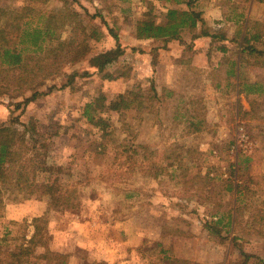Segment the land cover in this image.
Segmentation results:
<instances>
[{"label": "rangeland", "instance_id": "rangeland-1", "mask_svg": "<svg viewBox=\"0 0 264 264\" xmlns=\"http://www.w3.org/2000/svg\"><path fill=\"white\" fill-rule=\"evenodd\" d=\"M232 1L242 7L252 2ZM28 2L2 0V17L13 19ZM198 4L201 8L204 0ZM39 6L70 10L88 33L97 28L103 37L89 40L90 50L80 62L59 58L60 73L39 88L40 95L28 90L0 95V125L22 129L31 121L37 130L29 137L46 143L47 164L40 167L38 180L57 178L76 189L80 203L76 211L48 212L46 194H22L16 200L5 192L0 234L11 231L9 248L22 244L23 235L31 238L34 217L47 215L49 239L33 247L40 255L35 264H170L175 257L188 264H263L264 120L246 112L253 103L264 115V66L243 63L240 85L228 71L239 57L243 26L264 25V0L252 2L247 24H232L221 40L212 44L210 37H202L191 48L137 38V22L153 18L164 23L169 7H184L176 0H49ZM211 11L207 17L215 29L218 14ZM112 26L126 52L111 69L127 74L108 80L88 61L116 44ZM75 70L78 75L68 85L63 73ZM152 85L158 99L151 100ZM127 90L143 93L145 104L123 114L107 107L89 109L107 118L108 127L87 120V104ZM178 154L189 167L185 180L169 166ZM197 172L208 173L209 186L220 174L250 188L248 210L235 233L218 236L203 226L214 205L188 182ZM173 227L186 234H171Z\"/></svg>", "mask_w": 264, "mask_h": 264}, {"label": "trees", "instance_id": "trees-1", "mask_svg": "<svg viewBox=\"0 0 264 264\" xmlns=\"http://www.w3.org/2000/svg\"><path fill=\"white\" fill-rule=\"evenodd\" d=\"M47 1L49 0H29L13 19L3 18L0 7V95L19 90L33 91V96L40 95L39 88L48 79L60 73L59 58L64 56L68 63L73 64L80 62L86 58L90 50L89 40H99L103 37V32L97 28H93L88 33L86 26L79 22V15L70 10L60 12L42 9L39 6ZM195 1L176 0L184 7H169L167 20L164 23H157L153 18L137 22V38L154 40L155 43H162L163 46L171 41H178L189 48L202 37H210L212 44L221 40L224 36L223 32L210 27ZM86 12L88 13L87 10ZM239 17L242 15L240 14ZM66 31L70 32L69 36L64 35ZM109 32L116 44L94 53L88 62L104 79L115 80L127 74V71L121 68L111 69L126 52V48L121 44L115 26L109 27ZM238 46L239 57L233 59L232 67L228 72L239 79L237 84L240 85L243 63L264 66V25L252 30L246 29L240 36ZM220 48L227 51L226 47ZM156 49L157 47L153 50ZM63 74L68 76L69 85L78 72L75 70ZM151 87L154 93L151 100L158 99L156 88L154 85ZM245 90L239 89L238 92ZM145 102L146 97L143 93L127 90L118 93L112 99L105 96L97 97L94 103L87 104L84 115L90 123L108 127L107 118L97 117L91 114L89 109L101 110L107 107L109 110L123 114L126 111L138 110ZM262 112L259 106H254L252 103L251 111L246 114L251 118L264 120ZM22 127L21 129L11 125H0V207L4 206V194L8 191L9 196H13L16 200L22 194L48 195V212L78 210L80 203L77 201L76 189L60 185L58 179L53 177L46 181L38 180L40 167L47 164L46 143L35 135L29 137L30 132L37 130L31 121L22 123ZM195 127V130H199L198 126ZM183 161V154L181 158L178 154L170 161L169 166L175 167V171L180 170L178 174L185 180L189 167H186ZM175 171L172 173L173 177L178 175ZM207 176L208 173L203 175L197 172L188 179V182L197 184V189L203 191L206 200L214 205L211 218H203L202 224L218 236L235 233L248 210L246 196L250 193V188L247 184L235 182L234 179L225 178L220 174H217L215 182L209 186ZM48 224L47 215L34 217L33 235L31 238L23 235L24 242L15 249L9 248L11 231L0 234V264H35L40 255L32 252L33 247L48 241ZM169 232L175 235L186 234L177 227H173ZM261 262L264 264V260ZM188 263V260L175 257L171 258L170 264Z\"/></svg>", "mask_w": 264, "mask_h": 264}, {"label": "crops", "instance_id": "crops-1", "mask_svg": "<svg viewBox=\"0 0 264 264\" xmlns=\"http://www.w3.org/2000/svg\"><path fill=\"white\" fill-rule=\"evenodd\" d=\"M200 0H196V6L197 8L199 7V2ZM254 0H252L253 2ZM259 1V0H258ZM220 2V3H219ZM252 2L251 6L248 7L247 5L245 7H242L240 5H236L233 3L232 0H224L222 3L219 0H204V4H202L198 8V10L202 11L204 18L207 20L208 24H210L211 20L210 17H207V13L212 12L211 10H214L215 13L218 14V17H215L217 19L218 27L215 29L218 31L225 32V29H229V27H233L234 25L232 24H239L240 22L242 23H248L249 21V13L251 12V7H252ZM242 15V17H239V15ZM214 19H212L213 21ZM214 28V27H212ZM247 29L246 26H243L242 33ZM240 33V30L238 31Z\"/></svg>", "mask_w": 264, "mask_h": 264}]
</instances>
